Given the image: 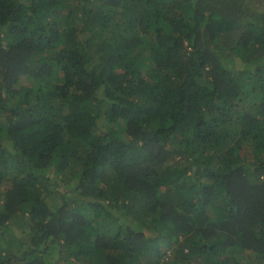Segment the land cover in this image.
I'll use <instances>...</instances> for the list:
<instances>
[{
    "label": "trees",
    "instance_id": "1",
    "mask_svg": "<svg viewBox=\"0 0 264 264\" xmlns=\"http://www.w3.org/2000/svg\"><path fill=\"white\" fill-rule=\"evenodd\" d=\"M2 197L0 264H264V0H0Z\"/></svg>",
    "mask_w": 264,
    "mask_h": 264
},
{
    "label": "rangeland",
    "instance_id": "2",
    "mask_svg": "<svg viewBox=\"0 0 264 264\" xmlns=\"http://www.w3.org/2000/svg\"><path fill=\"white\" fill-rule=\"evenodd\" d=\"M232 62H233L234 64H239V63H242V60H240V59L237 58V56H236V57H235V60H233ZM60 176L62 177V175H60ZM53 180L58 182V179H57V176H56V175L53 176ZM59 183H60V185H61L59 188H61L62 190H64V188H65V187L63 186L64 183H62V182H59ZM5 199H6L5 197H2V198H1V200H0V205H3V203L5 202ZM2 232H3V231L0 229V234H1ZM13 233L15 234L16 231L12 229V226H10V227L8 228V230L6 229V231H5V234L8 235V236H11V234H13Z\"/></svg>",
    "mask_w": 264,
    "mask_h": 264
}]
</instances>
